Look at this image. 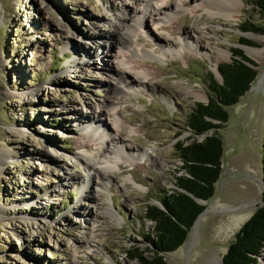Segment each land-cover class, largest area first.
<instances>
[{
    "label": "rangeland",
    "instance_id": "obj_1",
    "mask_svg": "<svg viewBox=\"0 0 264 264\" xmlns=\"http://www.w3.org/2000/svg\"><path fill=\"white\" fill-rule=\"evenodd\" d=\"M203 1L156 8L140 0H0V264H138L127 254L150 248L145 207L171 193L182 174L176 144L203 140L189 131L188 115L208 102L210 76L221 83L218 66L239 48L257 75L217 131L223 154L214 196L184 244L163 255L166 264L220 262L261 194L264 59L245 49L264 51V17L254 0H236L232 20L201 9ZM138 18L150 57L125 48ZM181 38L189 44L181 47ZM126 60L152 80L124 96L116 72ZM110 102L119 123L104 114L112 128L102 143L85 135L83 118ZM118 146L132 157L118 160L105 189L96 178L88 183L80 156L113 158ZM263 258L264 251L256 264Z\"/></svg>",
    "mask_w": 264,
    "mask_h": 264
},
{
    "label": "trees",
    "instance_id": "obj_2",
    "mask_svg": "<svg viewBox=\"0 0 264 264\" xmlns=\"http://www.w3.org/2000/svg\"><path fill=\"white\" fill-rule=\"evenodd\" d=\"M254 4L264 17V0H254ZM249 25L253 26L251 23ZM241 31L257 32L254 28H243ZM241 41L243 45L249 43L243 38ZM232 53L231 62L218 66L222 82L217 83L210 76L208 102L197 104L187 118V127L192 136L205 137L200 142L176 144L182 174L175 177L176 188L159 198L158 203L162 208L153 204L145 207L144 219L153 225L152 236H145L150 248L134 255L126 253L129 261L166 264L163 255L176 251L184 244L196 218L205 208L195 199L208 201L214 196L215 184L222 172L223 154L222 140L217 131L228 122L227 108L239 102L257 75L254 62L244 56L239 48H233ZM261 148L263 189L259 203L251 217L235 233L221 258L222 264H256L264 251V136Z\"/></svg>",
    "mask_w": 264,
    "mask_h": 264
},
{
    "label": "bare ground",
    "instance_id": "obj_3",
    "mask_svg": "<svg viewBox=\"0 0 264 264\" xmlns=\"http://www.w3.org/2000/svg\"><path fill=\"white\" fill-rule=\"evenodd\" d=\"M146 2V4H152L154 7H160V5H164L165 0H140ZM184 5V2L182 3ZM180 6L179 4H176L174 8L169 12L173 16H175L178 13V10ZM200 8L205 10L212 9L215 10V14L221 15L224 18L228 20H232L233 18L237 17L238 13L240 12L237 8V1L236 0H222V3H217L213 0H204ZM210 11V10H209ZM212 12V11H211ZM168 18V14H163V19ZM114 21L118 25L117 19H114ZM132 26L129 27L130 36L128 37L127 42L125 43L126 51L130 54V57H141L146 58L150 57V52L141 45V36L139 34V27H140V19L132 20ZM174 25V24H173ZM173 25L169 26V29L171 30L172 34L181 32H176ZM180 31V30H179ZM179 35V36H180ZM184 39H186L184 37ZM184 39H180L181 41H178L179 45L182 47V44L186 45L189 44L188 42H185ZM260 39V38H259ZM155 42L160 45L161 43V37H156ZM171 49V47H170ZM246 54L251 57L253 60L259 61L264 59V51H260L258 49L254 48H246L245 49ZM222 56V54L220 55ZM124 57V54H123ZM223 57V56H222ZM125 58V57H124ZM145 63H143L144 65ZM121 68L122 73L116 72V81L117 85L119 86V92L120 94L126 96L128 91L132 90V87L134 84L140 83L142 85H145L148 81L152 80L148 79V75L145 73V71L142 70H136L132 69L129 66L128 61L121 62ZM126 71V72H125ZM127 73L130 75H127ZM194 98L201 99V96L199 94H194ZM114 101V100H113ZM111 102L109 103V105ZM104 107L101 109L100 115L95 116L93 113L91 115H86L83 118V122H85V128L82 130L85 135L87 134L91 138L97 137L99 141L102 143H105L107 141V136L110 135L111 128L106 123L105 120L103 121V116L105 113H107L112 120V125L116 126L119 123V119L117 118V115L119 114L118 107L116 105ZM107 144V143H106ZM115 156L113 158H108L105 156H102V158L96 157V156H80V159H82L84 169L85 171L91 173L90 177L88 178V183L90 182V178L97 179V181L100 184L101 189H105V185L107 182H109L110 176L113 173V171L118 167V160L124 159L126 157H132V154L128 151V149L124 146H118L115 150ZM1 161V160H0ZM78 176L76 174H73L69 177L68 182L74 184L77 182ZM94 181V180H93ZM84 191V190H83ZM81 190V195L84 194ZM104 191V190H103ZM106 211L110 212L109 208H106ZM109 263H112V260L108 259Z\"/></svg>",
    "mask_w": 264,
    "mask_h": 264
},
{
    "label": "water",
    "instance_id": "obj_4",
    "mask_svg": "<svg viewBox=\"0 0 264 264\" xmlns=\"http://www.w3.org/2000/svg\"><path fill=\"white\" fill-rule=\"evenodd\" d=\"M210 134V133H209ZM208 135V134H207ZM201 138H204L205 136H200ZM260 184H261V189H263V183H262V181L260 180ZM191 196V195H190ZM192 197V196H191ZM195 201L198 203V204H200V205H205V203H206V201H203V200H199V199H195ZM153 205H156V206H158L159 208H162V206L160 205V203H153ZM206 211V208L198 215V217L196 218V220H195V222H194V224H193V226H192V228L193 227H195L196 226V224L198 223V221H199V219H200V217L202 216V214L204 213ZM218 264H222V260H220V262L218 263Z\"/></svg>",
    "mask_w": 264,
    "mask_h": 264
}]
</instances>
